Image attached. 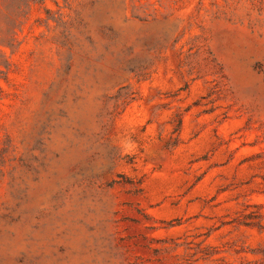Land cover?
I'll return each mask as SVG.
<instances>
[{
  "label": "rangeland",
  "instance_id": "rangeland-1",
  "mask_svg": "<svg viewBox=\"0 0 264 264\" xmlns=\"http://www.w3.org/2000/svg\"><path fill=\"white\" fill-rule=\"evenodd\" d=\"M0 264H264V0H0Z\"/></svg>",
  "mask_w": 264,
  "mask_h": 264
}]
</instances>
